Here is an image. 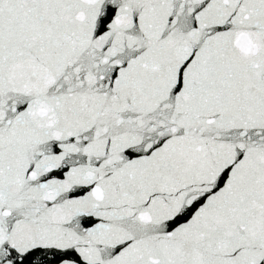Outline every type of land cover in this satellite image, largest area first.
<instances>
[{"label":"snow or ice","instance_id":"1","mask_svg":"<svg viewBox=\"0 0 264 264\" xmlns=\"http://www.w3.org/2000/svg\"><path fill=\"white\" fill-rule=\"evenodd\" d=\"M0 264H264V0H0Z\"/></svg>","mask_w":264,"mask_h":264}]
</instances>
